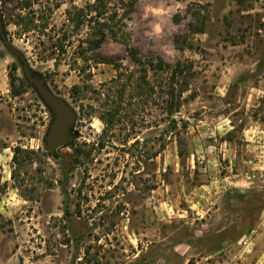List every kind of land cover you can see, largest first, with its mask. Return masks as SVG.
<instances>
[{"label": "rangeland", "instance_id": "rangeland-1", "mask_svg": "<svg viewBox=\"0 0 264 264\" xmlns=\"http://www.w3.org/2000/svg\"><path fill=\"white\" fill-rule=\"evenodd\" d=\"M94 2L0 0L7 39L76 111L72 143L46 151L52 114L31 85L16 80L12 94L8 72L15 64L23 78L21 63L0 40V264H152L176 240L171 223L208 222L192 219L191 192L215 172L249 184L244 216L264 206L263 163L212 161L222 139L245 151L241 127L264 120V0H109L143 58L190 65L171 113L170 70L147 71L150 97H120L119 71L123 81L135 69L124 44L107 35L80 53L94 22L76 25L68 11L92 15ZM16 145L34 153L13 163ZM214 241L200 237L189 251Z\"/></svg>", "mask_w": 264, "mask_h": 264}, {"label": "crops", "instance_id": "crops-1", "mask_svg": "<svg viewBox=\"0 0 264 264\" xmlns=\"http://www.w3.org/2000/svg\"><path fill=\"white\" fill-rule=\"evenodd\" d=\"M223 128L227 132L233 125ZM241 130L242 134H246L243 139L246 150L240 152L236 142L222 139L218 150L220 155H212L213 163L223 161L232 164L244 161L264 164V120L251 116ZM238 176L237 173L215 172L208 175L204 182L194 186L191 193L195 196L192 201L197 216L192 219L204 216L208 217V222L171 223L177 234L176 240L171 247L164 246V254L156 255L152 264H173L165 258L166 251H171L177 258L176 264H227V261H234V264H246L245 261H252L249 264H264V206L251 207L255 214H259L255 220L244 216L248 206L244 205L243 194L249 190L246 187L249 184ZM250 187L252 193L261 194L260 189L255 191L253 185ZM254 201L257 202L256 199ZM178 216L184 215L178 212ZM211 220L213 223H210ZM228 227L233 229L232 234H225ZM200 237L215 240V246L202 254L189 251L191 244ZM161 238L163 240V236ZM146 259L142 258V264H149Z\"/></svg>", "mask_w": 264, "mask_h": 264}, {"label": "trees", "instance_id": "trees-1", "mask_svg": "<svg viewBox=\"0 0 264 264\" xmlns=\"http://www.w3.org/2000/svg\"><path fill=\"white\" fill-rule=\"evenodd\" d=\"M108 2L109 0H95L91 7L93 10L92 15L84 13L82 9H79V11L76 13L74 12V14H72L71 11H68V18L72 21L75 20L76 25L83 24L85 21L89 22L90 20L94 22L91 31L86 35L85 38H83L82 42H79L80 48L83 42L86 44L85 47L80 49V53L86 52V49L92 50L97 48L107 35L112 40L124 44L127 54L134 64L135 69L134 71L125 73L124 75H128L123 81L120 79L121 76H123V73L119 71L115 81L119 82L120 85V88L118 89V94L120 97L125 95V90L129 91L131 97L139 96L144 99L150 97L154 92V85L151 84L147 79V71L149 69L170 70V87L167 91L169 99L166 103L169 106V108L167 107V112L171 113V108L174 104L173 91L176 84L175 82H178L179 76L183 75L184 70V73H187L190 70V65L183 69V66H180L179 61L172 65L171 63L164 62L160 58H158L156 61L153 59L143 58L140 55L138 48L132 46L127 41V32L124 29L125 23L122 17L123 14H118L117 11L110 12L108 9ZM10 70H16V65L12 64L10 66ZM10 70L8 72L10 90L13 95H17L22 91V89L15 88L16 80H18V86L20 88L30 86V83L25 81L23 78H16L13 75V72L11 73ZM135 73H137L136 76ZM184 88H182V90H184ZM71 143L72 142L70 141L66 145ZM12 152L11 160L13 163L19 162V159L23 155L29 156L30 154L34 153L33 150L22 148L19 145L14 146L12 148ZM14 175L15 171L12 170L11 177L13 178Z\"/></svg>", "mask_w": 264, "mask_h": 264}, {"label": "water", "instance_id": "water-1", "mask_svg": "<svg viewBox=\"0 0 264 264\" xmlns=\"http://www.w3.org/2000/svg\"><path fill=\"white\" fill-rule=\"evenodd\" d=\"M0 40L20 61L23 78L30 83L38 97L52 114V119L43 136V145L46 151L54 152L57 148L66 145L74 138L72 127L76 120V111L63 97L59 96L48 86L45 76L35 72L29 66L24 54L7 39L1 20Z\"/></svg>", "mask_w": 264, "mask_h": 264}]
</instances>
